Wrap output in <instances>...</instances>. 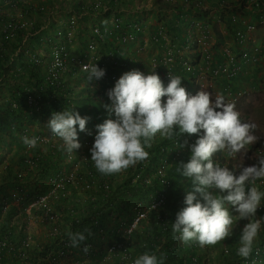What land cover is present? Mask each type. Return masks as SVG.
<instances>
[{
	"label": "trees",
	"instance_id": "16d2710c",
	"mask_svg": "<svg viewBox=\"0 0 264 264\" xmlns=\"http://www.w3.org/2000/svg\"><path fill=\"white\" fill-rule=\"evenodd\" d=\"M163 2L169 9H176L174 12L180 14L177 15L179 18L182 17V14H188L191 11H198L200 17L205 18L210 15V11L214 10V15L220 19L221 23H224V26L228 29L229 36L234 41V45L229 48L236 54L237 58H239L240 49L244 45L237 39V31L246 29L244 20L252 23L260 21V15L264 13V0H211L209 1L211 5L207 0ZM205 3L209 4V6L206 7ZM260 8L261 11L258 13L256 9ZM234 16L237 17L236 21H234ZM210 19L213 21L216 17H210ZM198 23L199 21H195L194 25H198ZM188 24L189 22L186 25ZM180 27L177 25V30ZM24 33L25 30H20L19 38ZM33 37L37 38H35L37 43L33 42L29 45V54L26 53L25 49L13 62L9 61L10 54L0 50V147L1 145H8L7 149L11 150L16 146L15 152H8L6 164L0 169V196L4 193L7 194L11 190H17L16 192L26 200L25 204H28L31 199L48 193L53 187V179L64 176L73 162L81 161L83 165H86V169L81 168L78 173L74 172L75 181H80L76 183L67 181L68 184L65 185V188L59 189L56 197L53 198L55 200L54 203L59 204L63 208L60 217L64 220V226L61 227L60 224L55 237H49L45 244H40L39 247L35 248H28L27 258H22L20 255L21 243L26 236V231L21 227L19 234L13 232L16 227L13 225V216L20 215L18 212L19 207L11 204L3 225L0 227V238H6L16 248L10 252L5 249L2 252L3 254H0V264H43L49 254L53 255L58 249L66 246L64 238L66 240L69 239L66 235L67 232H83L85 228H89L92 233L90 236L85 233L87 239L84 244L90 246L88 253H98L99 251L92 247L91 241L97 235L100 227H106L109 233L117 239L120 237L124 225L129 224L135 218L136 208L144 209L147 207V203L161 197L165 201L163 205L158 206L157 209L150 210L147 218L142 220L134 231L133 251L137 252L139 256L145 252L155 253L157 256L163 253L166 255L165 264H175L176 262L178 264H198L197 261H200L202 257L198 255L197 243L185 244L182 241L178 242L175 238L178 233H173L172 230V223L175 221L176 213L185 206L183 203L184 197L186 192L190 191L192 187L191 180L183 177L177 171L182 162L186 163L189 160V150L186 148L182 150L179 156H176L178 147H175L174 140L161 138L157 134L152 141V147L146 149L149 152V157L145 161L127 169L128 175L121 181H113L118 174L107 175L109 177H106L96 170L94 162L91 160L90 146L82 150L87 153V155L82 157L80 149L67 153L61 143L43 140L42 133L36 132L33 125L50 120L54 112L72 109L70 97L73 90L70 86L67 87L65 83L62 87L56 88L44 82L46 71L30 57L41 49L42 44L39 42L41 37ZM189 38L191 36L186 34L182 38L181 44L183 46L187 45ZM249 45L247 50L250 54ZM209 52L213 58L210 66L214 67L216 65L214 60H220L222 56L217 57L212 51ZM263 54L264 45L262 44L261 50L254 54V58L258 56L260 58L252 60L250 59L252 54H250L247 59L241 62L242 70L239 77L243 76L244 72L242 71H245L246 67L251 64V66L260 64ZM201 57L205 58L206 54H202ZM258 67L261 69V64ZM160 68H163V66L160 65ZM181 69H183L181 66H176L177 72ZM181 75L184 80H188L189 75L187 73ZM219 77H221L219 80L224 84L226 82L224 78L227 77L225 75ZM239 88V86H236L233 89L234 96V92ZM31 96H36V99L39 102L41 101L40 109L29 104ZM107 104L110 103L106 101L102 104L103 107L99 106L97 108L101 112L96 116H100L98 123L104 122L103 119H106L105 115L108 114V111L105 105ZM97 122L94 121V123L98 124ZM86 128H89L88 123ZM89 133L90 136L95 134L91 132V129ZM25 135L29 138L38 137L37 147L28 148L24 145L21 137ZM186 135L188 134L179 136L184 137ZM257 147L264 151V141L260 140ZM74 154L75 156L73 157ZM217 154L222 156L224 152H218ZM85 184L89 185L88 188L84 187ZM25 186H32L34 189H25ZM65 189L66 191L70 189L74 193L82 190V195L75 197L70 206V196L67 194L68 192L64 191ZM197 198L202 200L200 196H197ZM2 206L1 209L3 208ZM34 210L44 213L41 208H34ZM160 214H168L170 218V223L165 230L158 222ZM230 214L238 216L231 206ZM113 215L120 216L121 219H114L115 222L111 227L109 222L113 220ZM255 217H253L254 220ZM16 219L19 220L18 217ZM241 221L246 220L241 219ZM260 231V236L257 241H254L253 245L255 252H252L249 258L245 259L237 255L240 237L235 235L238 237L236 243L229 241L222 248L221 256L224 258V262H219V264H263L264 262H258L256 255L264 256V224ZM18 235L20 237L17 240L15 238ZM84 244L79 248L69 247L72 251L83 252ZM217 244L221 245L222 243L219 242ZM229 245L232 253L226 250ZM104 253L105 251H101V256ZM196 255L199 258H196ZM194 258L196 259L195 261Z\"/></svg>",
	"mask_w": 264,
	"mask_h": 264
},
{
	"label": "clouds",
	"instance_id": "9594fccd",
	"mask_svg": "<svg viewBox=\"0 0 264 264\" xmlns=\"http://www.w3.org/2000/svg\"><path fill=\"white\" fill-rule=\"evenodd\" d=\"M254 23L256 27L264 24L260 21ZM154 69L148 74L136 69L127 71L107 91L111 103L105 108L109 116L114 114L115 118L105 119L96 125L97 132L89 149L91 160L100 174L115 175L145 161L149 157L146 149L152 147L157 134L168 140H186L196 135L198 138L194 143L188 145L185 141L180 145L188 147L190 156L177 171L191 180L192 187L184 197L185 206L176 213L173 233H178V238L185 244L195 242L200 247L215 246L231 237L237 220H246L237 255L247 259L261 228V219L252 218L264 199V191L254 186L257 180H264V155H259L257 149V162L242 166L235 173L216 154L224 152L234 157L254 144L258 139L253 134L257 125L242 122L235 104L225 103L222 95L218 94L213 99L208 91L191 93V86L182 83L188 80H182L180 76L168 73L165 86ZM83 71L87 73L88 80H99L105 75V69L96 63L85 65ZM239 83L240 79L237 86ZM89 119L73 109L63 110L54 112L47 126L53 136L63 141V149L72 153L82 147L77 127L81 132L87 131ZM181 134L188 135L181 137ZM38 139L26 135L21 137L28 148L37 147ZM213 158L226 167L214 163ZM197 193L202 200L197 198ZM226 205L238 214L235 220ZM85 233L92 235L89 228L83 232H67L69 246L79 248L84 244L87 239ZM82 251L87 254L90 246L84 244ZM165 260L163 253L157 256L145 252L134 260V264H165Z\"/></svg>",
	"mask_w": 264,
	"mask_h": 264
},
{
	"label": "built area",
	"instance_id": "2783aa9c",
	"mask_svg": "<svg viewBox=\"0 0 264 264\" xmlns=\"http://www.w3.org/2000/svg\"><path fill=\"white\" fill-rule=\"evenodd\" d=\"M33 0H0V43L2 45L1 50L3 52H7L10 48L13 47L16 56L26 49V53L29 54V47H23L24 42L19 41V31L27 30L29 21H25L24 9L23 6H29L31 12H35V17H40L41 13L45 12V6L41 3L34 5ZM164 1H173V0H164ZM185 1V0H184ZM44 0L42 1V3ZM117 0H108L107 2H103L101 0H96L88 5L83 6L84 9H89L91 12L102 11L107 12L110 11L111 5H116ZM264 7V6H263ZM6 8H10L11 10H15L14 13L8 14ZM257 12L260 13V9ZM116 12L114 14V18L109 20V22L103 23L101 25H96L90 29L88 38L86 40V46L79 51L75 47V41L79 36V29L74 28V21H71V24L57 25L56 28H51L48 26L44 28V26L35 25L33 27L34 30L30 34L23 35L24 41H28L32 36H40L39 42L41 44L45 43V46H41L39 51H36L30 57L36 62L37 65L43 67L45 72L44 82L53 87L59 88L62 87L65 83V77L67 75L77 77L79 75H85L87 77V73L83 71L85 65H90L96 63L98 67L105 69V75L103 78L97 80L92 79V83L99 84V86H111L112 88L115 85V82L119 79V77L131 70H139L141 72H147L143 65L138 63L136 60H130L126 58H119L118 53L120 52V47L122 45L127 44L128 42L135 40L139 34L144 32V22L142 18L132 16L130 19L124 20L120 13L117 14V9L114 10ZM11 18L8 20V17ZM42 16V15H41ZM237 20V17L234 16V21ZM246 25V29L242 31L239 29L237 31V39L240 43L244 45L241 47V51L239 54V58L236 57V54L231 50V48H226L224 50L223 56L220 60H214L215 66H210L212 54L208 51L205 53L206 57H201L199 60L204 65L203 67L199 65L196 60L197 57L191 56L187 52L186 49L194 48L191 53L197 52V46L200 45L202 39L201 37L193 36L189 34L191 38L188 40V44L184 45L182 48H174L171 47L168 49L166 54L160 59H154L151 63L150 70L148 73L154 71L158 74L160 70V65L165 69L160 74V78L163 80L165 86L168 83V73L173 76H180L183 80V76L179 73L180 71H185L188 75V81L182 83L185 86L190 85L192 88L191 93L195 92V89H203V87L213 86L214 84L220 86L225 93L229 95H233V89L236 88L237 80L239 79L240 72L242 70L241 62L244 59H247L250 54L252 57L250 59L256 60L254 58V54L258 53L261 50L262 44L258 41L253 33L256 29L255 23L244 21ZM260 22H264V13L260 15ZM76 32V33H75ZM165 36L162 32L157 31L153 34L149 40L157 43L160 42V38H164ZM28 39V40H27ZM257 40V42H256ZM15 41V42H14ZM14 42V43H12ZM22 43V46L14 47L18 44ZM249 45V51L247 50V46ZM5 45L9 47V49H5ZM197 45V46H196ZM54 65H57L54 67ZM179 65L183 69L179 72L176 70V66ZM227 65V66H226ZM203 69H201L200 67ZM201 69V70H200ZM159 75V74H158ZM225 75L227 78H224L226 82L222 84V81L219 80V76ZM223 78V77H222ZM221 82V85H219ZM205 90V89H204ZM236 98H241L244 95V90L240 88L234 92ZM40 98V97H37ZM42 100V99H41ZM41 102V101H40ZM40 102L36 99V96H31L29 98V104L34 105L35 108L40 109ZM113 114V119H114ZM93 133H96V130L92 129ZM196 140V136L192 135L186 140H181L179 138H175L174 144L177 149L176 156H179L182 150L188 149L187 146L181 147L180 145H184L185 141L190 145L194 143ZM189 150V149H188ZM82 153H84L82 151ZM264 151L262 149L258 150V154H262ZM214 163H217V160L213 158ZM219 164V163H217ZM221 167H226L224 164H219ZM67 181L71 183L79 182L80 180L75 181L74 172H69V174H65L64 176H60L56 179H53V187L48 194H44L38 197V199L34 202L30 203V207L32 208H41L44 211V215L46 219H51L56 221L59 218L58 212L55 211L54 207H52L50 199L56 197V193L59 189H64L65 185L68 184ZM88 184H85L84 187L88 188ZM256 187L259 190L264 191V180H257L255 182ZM164 198H158L147 203V207L144 209L136 208L137 212L135 218L129 224H125L120 237L115 239L113 243H110L108 248L106 249L104 255V262L100 261L98 264H106V261L110 258H113V261L120 262L121 264H134V260L136 259L134 256V240L133 234L134 231L138 228L140 222L145 220L148 216V212L153 209H157L158 206L163 205ZM264 213V199H262L261 207L258 209L256 214ZM158 222L162 226L163 230L167 229L170 218L168 214H160L158 218ZM54 231H58V227L55 226ZM176 235V240L180 242L181 240ZM66 246L58 249L53 255L49 254L43 264H52L61 259V257L66 256L68 253L72 252L70 249V241L69 239H65ZM68 242V243H67ZM32 242H30V237L23 240L21 243L20 255L22 258H27V249L30 248ZM39 247V245L37 246ZM16 246L7 241L6 238H0V254L6 249V251L10 252L15 250ZM259 248V247H258ZM26 249V250H25ZM260 250V249H258ZM257 250V251H258ZM2 257V255H1ZM59 258V259H57ZM196 259L194 258V261ZM80 264V263H77Z\"/></svg>",
	"mask_w": 264,
	"mask_h": 264
},
{
	"label": "rangeland",
	"instance_id": "374dc122",
	"mask_svg": "<svg viewBox=\"0 0 264 264\" xmlns=\"http://www.w3.org/2000/svg\"><path fill=\"white\" fill-rule=\"evenodd\" d=\"M42 1L43 0H33L32 1L34 5L41 3L43 6H45V12L41 13L40 15L42 16L38 18L37 17L33 18V16H35V12H31V9L29 6H23V9L25 12L23 18L25 21L28 20L30 22L28 25V29L25 31L24 35L30 34L34 30L38 29V28L33 29L35 25L44 26V28H47L48 26H51V28H56L58 27L57 26L58 24L61 25L62 23L64 25H68V24L70 25L71 21L73 20L75 30L79 29V36L77 40L75 41V47L77 50L79 49V51L82 50L86 46V40L88 38L90 29L96 25H101L103 23L109 22V20L114 18V14L116 13L114 12L115 9H117V14L120 13L122 17L124 18V20L130 19L132 16L142 18L144 22V29L148 28L149 25L151 26L152 21H158L164 27L166 23L167 29L170 30L168 20L170 17H173V15H170V12L172 10H169L167 5L163 2L164 0H117L116 5L115 4L111 5L110 11H107V12H102V11L91 12V10H89L88 8L87 9L82 8L83 6L88 5L92 2H95L96 0H44L43 3ZM101 1L107 2L108 0H101ZM6 11L8 12V14H11V13H14L15 10L6 8ZM144 16H145V19H144ZM149 17L150 18L152 17V20L149 21ZM10 18L11 16L8 17L7 21H9ZM147 22L148 24H146ZM215 23L211 24V27H212L211 30L213 32H214L213 29L215 28ZM192 24H195V20L192 21ZM217 26H218L216 28L217 31L219 30L221 31L222 29L226 30V26L224 25L222 26L220 23L217 24ZM190 28L191 27H188L187 31ZM260 29L262 30L261 31L259 30L258 35L264 39V24H261ZM257 31L258 30L255 29L252 34H254L256 39L259 41L257 37ZM156 32L157 31L151 32L150 33L151 37ZM169 34L173 35V32H169ZM163 35H164V32H163ZM23 42H24L23 47L30 48L29 40L23 41ZM207 43L208 42L206 41V39H203L200 45H198V47L199 46L205 47ZM260 44H263V43H259V45ZM2 45L0 43V47H2ZM41 46L44 47L45 43L42 44ZM123 46L124 45H122L120 49H122ZM173 46H176V45H173ZM6 48L9 49V47L5 45V49ZM193 49L194 48L186 49V50L187 52L191 53L193 52L192 51ZM8 54H10L9 61L13 62L17 58L16 53L13 50V47L10 48V50L8 51ZM196 60L198 61L200 66L202 67L204 66L199 59H196ZM260 64H261V69L258 67ZM260 64L253 65L250 68V71L253 73L249 75V78L245 77L244 76L245 74H243V77L241 76L239 78L240 79L239 87L244 89V94H245V96H242L239 99L236 98L234 95L226 94L224 91H222L220 86H217L215 84L213 86L203 87V89H199V88L198 90L195 89L196 93L194 92L195 94H197L199 91L205 89L204 91L211 92L213 99L218 94L222 95L225 99V103L235 104L236 110H238L240 113V118L242 122L255 123L257 125V128L254 130L253 134L257 136L258 139L254 144L247 146L245 150H242L241 152L237 153L234 157H229L227 156L226 153H224L223 156L216 154L218 155L219 160L225 162L227 164V167L235 173H238L242 166H250L257 162V159L259 157L258 155H256L257 154L256 151L258 149L257 144L258 142H260V140L264 141V54L261 57ZM202 67L200 68L203 69ZM256 67L257 69H255ZM164 69H165V66L163 67V71ZM242 72H244V70ZM65 85L67 87L70 86L73 90V93L70 97L71 98L70 100L72 102L71 108L73 109V111L79 112V114L82 117L83 116L90 117V119L87 122L89 125V128L87 129V131L81 132L79 131V128L77 127L78 139L82 145V147L80 148V153L82 157H84L85 155H87V153H82L81 150H85L87 146L91 147L94 142L95 135H96L95 133L94 135L90 136L89 135L90 129L92 132V129L94 128L97 132V129H96L97 124L94 123V121L95 122H97L98 120L100 121V116L96 117L98 113H101L99 109L97 108L99 106L103 107L102 104L104 102L110 101L109 97L107 96V91L111 89L112 87L108 85L107 86L104 85L100 87L99 84H96L95 82L92 83V81H89L85 75H79L77 77L67 75L65 77ZM105 118L106 119L113 118V115L109 116V113H108L107 115H105ZM48 121L49 119L41 123H36L35 125H33V127L35 128L36 132L42 133L43 140L45 141L52 140L54 143H61V145H63V141L60 138L52 135L51 130L47 126ZM89 121L93 123H90ZM7 147L8 145H1L0 147V169H2L6 164L8 152H11V153L15 152L16 146H14L11 150L7 149ZM260 155H264V153ZM74 156L75 154L73 155V157ZM81 168L86 169V165H83L81 161L73 162L69 166V169L66 174H69V172L78 173V171H80ZM127 172L128 170L122 173H119L116 177H114L113 181H117V180L121 181L125 176L128 175ZM106 177H109V176H106ZM24 188L32 189V190L34 189L32 186H25ZM50 190L48 191V193L50 192ZM16 191L17 190H11L7 194L4 193V194H1L0 196V227L1 225H3V221L7 215V212L9 211L11 204H14L15 206L19 207L18 212L20 215L13 216V225L16 226L13 232L16 234H19L21 231V227H22L26 231V236L24 240L30 237V242H32L30 248L35 247V244H38L39 241H40V244H45V242L48 241L49 237H52V238L55 237L56 235L55 233L58 232V231L56 232L54 231L53 228L55 226H57L58 228L60 227V224H61V227L64 226L63 225L64 220L62 219V217H60L62 214L63 208L59 206V204L57 205L56 203H54L55 200H53V198L50 199L52 207H54L55 211L58 212L59 218L56 221H53L51 219H45L44 213L42 211L38 212L34 210L35 207L34 208L30 207V203L36 201L39 196L34 199H31V202L29 201L28 204H25L26 200H24V198H22L23 196L20 195ZM64 191H66V189ZM66 193L69 194L70 196L69 203L71 206V204L73 203V199H75V197H79V195H82L81 194L82 190L74 193L70 189H68ZM197 196H199L198 193H197ZM3 203L4 205L2 206ZM1 206L3 207L2 209H1ZM226 207H228L230 211V206L226 205ZM24 212L26 215L24 214ZM17 217L19 218V220L16 219ZM233 218L235 220L236 216H233ZM114 219L120 220L121 218L120 216L113 215V220L109 222V226L112 227L113 223L115 222ZM255 219H261V228H260L261 230L264 224V213L256 214ZM247 222L248 221L237 220L236 223L234 224V230H233L231 237L223 240V242L221 241L222 244L225 243L223 244V246L222 244L221 245L216 244L215 246L200 247L197 244V247L199 250L198 255L202 257V259L200 261H197V263L198 264H219V262L223 263L224 258L221 256L222 248H224L226 243L228 244L229 241L236 243V239H238L237 236L240 237L241 230L244 224H246ZM49 223L52 225L51 227ZM260 230H259L258 237L255 241H257L260 236V232H261ZM19 237L20 235L16 236L15 239L18 240ZM115 239L116 238L109 233L106 227L104 226L100 227L97 235H95L93 240L91 241L92 247L99 252L85 254L84 252H77L76 250H74L70 254L68 253L66 256L61 257L62 261L64 262L63 264H77L80 261L82 263L86 262L85 264L87 263L98 264L96 262H100V261L104 262L105 257H102L100 253L101 251L103 252L106 251L109 244L113 243ZM226 250L232 253L230 245ZM252 252H255V250L253 249ZM136 253L137 252H134V256L135 258H138L139 255L138 253L137 254ZM71 255L74 259L71 257ZM195 257L199 258L197 255ZM256 257H257L258 262L260 263L264 262V256L256 255ZM58 261L52 264H61V262L60 261L58 262ZM76 261H79V262H76ZM106 264H121V263L113 261V258H110L106 261ZM175 264H178V263L176 262Z\"/></svg>",
	"mask_w": 264,
	"mask_h": 264
},
{
	"label": "crops",
	"instance_id": "0c3cea01",
	"mask_svg": "<svg viewBox=\"0 0 264 264\" xmlns=\"http://www.w3.org/2000/svg\"><path fill=\"white\" fill-rule=\"evenodd\" d=\"M209 1H211V0H207V2L210 4ZM205 4H206V7L209 6V4H207V3H205ZM169 10H172L170 12V15H173V17L175 16V19L173 17H170L168 20L170 30L167 29L166 23H165V27H164L158 21H152L151 26L149 25L148 28H145L144 32L142 34H139L135 40L128 42L126 45H124L122 47V49L118 53V57L121 59L126 58V59H130L133 61L136 60L138 63L143 65L142 67H144V69L147 71V72H145V74H148V70H150L151 63L153 62L154 59L160 60L166 54L168 49H170L171 47H174L176 49L182 48V46H183L181 44L182 38L186 34H192L193 36L195 35L197 37H201L202 39L204 38L208 42L205 47L204 46H199V47L197 46V52L196 53H189L188 52L189 54H191V56L197 57V59L201 58V56H202L201 53L205 54L207 51L209 52V50H211L213 52V54L217 57L223 56L224 50L227 47L229 48V47L234 45V41L229 36L227 28H226L227 31L225 29H222L221 31L216 30V28L218 27L217 24L220 23L223 26L224 23H221L220 19L217 18L216 15H214V12H215L214 10L210 11V15L212 14V16L208 15L205 18H201L198 11H191V13L182 14V17L179 18L177 15H180V14L174 12V10H176V9H169ZM214 16L216 17V19L215 20L213 19V21H211L210 17H214ZM186 18H188L187 19L188 21L186 20ZM144 19H145V16H144ZM189 19H190V21H189ZM150 20H152V17L151 18L149 17V21ZM193 20L199 21L198 25L192 24ZM216 21H219V22H216ZM244 21H246V20H244ZM148 22L146 24H148ZM187 22H189L188 25H186ZM212 23H215V28L213 29L214 32L211 30V28H212L211 24ZM177 25L181 26L179 30H177V28H176ZM188 27H191V28L187 31ZM256 28L258 30L257 31L258 39L264 45V39L258 35L259 30L260 31L262 30V29H260L261 26H257ZM149 31H151V32L160 31V32H162V34L164 32V35L165 36L167 35V36L164 38H160L161 41L155 43L152 40H149V36L151 37V35H150L151 32H149ZM169 32H173V35H170ZM35 38L36 37H33V36L29 38L30 44L33 42L37 43V40H36L37 38L36 39ZM18 40L24 41L23 35L21 38L18 37ZM170 40H171V42H170ZM177 40H178V42H177ZM22 45L23 44L20 43L14 47H19ZM173 45H176V46H173ZM1 48L2 47H0V50H1ZM199 56H200V58H199ZM251 67L252 66H248L245 68V71H244L245 75L244 76L247 78H249V75L251 73H253L250 71ZM161 73H162V68H160V70L158 71L159 76ZM108 102H111V101H108ZM38 245H40V241L38 242V244H35V247H37ZM71 257H72V255H71ZM59 261L61 262V264L64 263L62 261V259H59ZM76 262H79V261H76ZM79 263L85 264L86 262L82 263L80 261ZM96 263H98V262H96ZM88 264H90V263H88Z\"/></svg>",
	"mask_w": 264,
	"mask_h": 264
}]
</instances>
